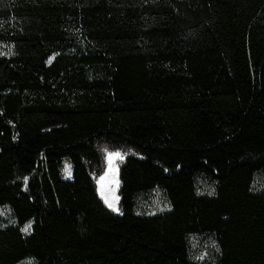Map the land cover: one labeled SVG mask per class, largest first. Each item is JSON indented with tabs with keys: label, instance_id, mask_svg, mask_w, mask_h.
<instances>
[{
	"label": "trees",
	"instance_id": "1",
	"mask_svg": "<svg viewBox=\"0 0 264 264\" xmlns=\"http://www.w3.org/2000/svg\"><path fill=\"white\" fill-rule=\"evenodd\" d=\"M261 178L264 0H0V264H264Z\"/></svg>",
	"mask_w": 264,
	"mask_h": 264
},
{
	"label": "rangeland",
	"instance_id": "2",
	"mask_svg": "<svg viewBox=\"0 0 264 264\" xmlns=\"http://www.w3.org/2000/svg\"><path fill=\"white\" fill-rule=\"evenodd\" d=\"M111 153H118V152H111ZM63 162L64 160L61 161V167H60L61 175L65 179H69L71 177V172L69 175L65 171ZM115 164H117V161H115ZM112 165H113V161L109 162L108 158H106L105 169L96 182V191L97 194L100 196V198H102V200L104 201L105 205L109 207L110 203L114 204L115 208L112 207L109 208L114 213H118L119 212L117 207L118 196L116 194L115 189H113L114 191L112 190L111 193H108L112 183L111 175H110ZM101 177H104V179L101 180L100 179ZM115 184H116V179H115ZM258 184L261 189H264V178H261ZM198 187L201 193L211 194L210 183L207 179H203V178L200 179L198 181ZM168 209H169V204L167 200L164 198L160 190H158L157 188H153L151 190L138 194L134 200V212L137 214L152 215V214L162 213L164 211H167ZM0 219L4 226L14 225V222L10 217L9 211L6 207H2L0 209ZM27 225H30V223H25L20 226L21 231L26 234L29 232V228L27 231L24 230ZM188 245H189V255L191 261H194L198 264H207L212 262L215 255V243L209 235L206 234L194 235L189 238ZM17 264H34V261L32 258H26Z\"/></svg>",
	"mask_w": 264,
	"mask_h": 264
},
{
	"label": "water",
	"instance_id": "3",
	"mask_svg": "<svg viewBox=\"0 0 264 264\" xmlns=\"http://www.w3.org/2000/svg\"><path fill=\"white\" fill-rule=\"evenodd\" d=\"M108 153H111V152H108ZM108 153H106L105 154V165H106V158H107V154ZM121 157V156H120ZM121 158H123V156L121 157ZM120 158H113L111 161H113V165H112V168H111V173H110V175H111V181H112V183H111V188H110V190H109V192L108 193H111V191L113 190V189H115V191H116V194H117V196H118V189H119V177H118V165L117 164H115V161H118ZM68 160V159H67ZM68 162H69V164L71 165V163H70V161L68 160ZM115 168H116V171H115ZM104 169H105V166H104ZM104 169H103V171H104ZM72 171V169L70 168V172ZM103 173V172H102ZM102 173L98 176V178L102 175ZM98 178L96 179V181H95V187H96V182H97V180H98ZM61 179H63V180H67V179H65L62 175H61ZM115 179H116V184H115ZM114 191V190H113ZM96 193H97V191H96ZM98 195V194H97ZM99 196V195H98ZM99 198H100V196H99ZM101 200H102V198H100ZM113 200H114V197H113ZM118 200H119V196H118ZM118 200H117V207H118ZM103 201V200H102ZM103 203H104V201H103ZM105 204V203H104ZM106 206V205H105ZM107 207V206H106ZM107 208H109V207H107ZM110 209V208H109Z\"/></svg>",
	"mask_w": 264,
	"mask_h": 264
},
{
	"label": "snow or ice",
	"instance_id": "4",
	"mask_svg": "<svg viewBox=\"0 0 264 264\" xmlns=\"http://www.w3.org/2000/svg\"><path fill=\"white\" fill-rule=\"evenodd\" d=\"M107 158H108L109 162H111V160L113 158H121V157H120V153H108ZM65 171L70 175V170L67 167L65 168ZM100 179L103 180L104 177H101ZM109 207L115 208V205L110 203ZM30 227H31V225H27L24 230L27 231L28 228H30Z\"/></svg>",
	"mask_w": 264,
	"mask_h": 264
},
{
	"label": "bare ground",
	"instance_id": "5",
	"mask_svg": "<svg viewBox=\"0 0 264 264\" xmlns=\"http://www.w3.org/2000/svg\"><path fill=\"white\" fill-rule=\"evenodd\" d=\"M64 168H68L69 170H70V164H69V162H68V160H64Z\"/></svg>",
	"mask_w": 264,
	"mask_h": 264
}]
</instances>
